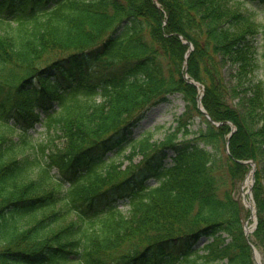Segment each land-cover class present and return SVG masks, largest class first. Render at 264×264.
I'll return each mask as SVG.
<instances>
[{
    "label": "trees",
    "instance_id": "trees-1",
    "mask_svg": "<svg viewBox=\"0 0 264 264\" xmlns=\"http://www.w3.org/2000/svg\"><path fill=\"white\" fill-rule=\"evenodd\" d=\"M258 3L0 0V264H255L240 160L258 165L264 262ZM202 86L211 118L236 126L229 151L231 125L198 108ZM174 93L186 110L159 137L165 125L132 137Z\"/></svg>",
    "mask_w": 264,
    "mask_h": 264
},
{
    "label": "rangeland",
    "instance_id": "rangeland-1",
    "mask_svg": "<svg viewBox=\"0 0 264 264\" xmlns=\"http://www.w3.org/2000/svg\"><path fill=\"white\" fill-rule=\"evenodd\" d=\"M256 14V20L261 23L262 25L264 24V4L258 3L257 9L255 10ZM263 43H264V34H258L254 39H253V44L257 48V65L259 66L258 71L252 72V77L253 78H264V57L262 55V50H263ZM236 74V68L233 65H228L225 67V75L226 78L231 82V84H235V75ZM257 74V75H256ZM248 82V81H247ZM197 95L201 96V99L203 100L204 96V90L200 89L198 90ZM196 102L198 104V96H196ZM185 104L183 102V99H181L178 95H172L170 97V101L163 103L156 108H154L150 114L149 117L146 121L142 123V125L136 129L135 135H138L139 131L142 129L146 130L148 127H151V129H154L155 125L159 124H165V127H161L154 135L155 137L160 136V131H163L167 129V126L173 121L174 117L179 114L181 111L184 110ZM12 135V134H11ZM262 167L264 169V160L262 161ZM248 186L246 182L240 187H237V196L240 198L244 199V191L247 190ZM252 222V220H250Z\"/></svg>",
    "mask_w": 264,
    "mask_h": 264
},
{
    "label": "water",
    "instance_id": "water-1",
    "mask_svg": "<svg viewBox=\"0 0 264 264\" xmlns=\"http://www.w3.org/2000/svg\"><path fill=\"white\" fill-rule=\"evenodd\" d=\"M198 100H199V103H201V96L198 98ZM201 109L203 110L202 107H201ZM250 194H251V187H250ZM251 197H252V194H251ZM253 209H254V213H255V211H256L255 206H253ZM255 217H256V215H255Z\"/></svg>",
    "mask_w": 264,
    "mask_h": 264
},
{
    "label": "bare ground",
    "instance_id": "bare-ground-1",
    "mask_svg": "<svg viewBox=\"0 0 264 264\" xmlns=\"http://www.w3.org/2000/svg\"><path fill=\"white\" fill-rule=\"evenodd\" d=\"M248 181H249V182L251 181V177L248 178Z\"/></svg>",
    "mask_w": 264,
    "mask_h": 264
}]
</instances>
